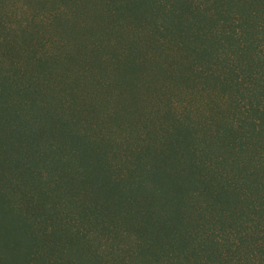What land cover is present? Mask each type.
<instances>
[{"label":"rangeland","instance_id":"1","mask_svg":"<svg viewBox=\"0 0 264 264\" xmlns=\"http://www.w3.org/2000/svg\"><path fill=\"white\" fill-rule=\"evenodd\" d=\"M142 1L0 0V264H264V0Z\"/></svg>","mask_w":264,"mask_h":264},{"label":"trees","instance_id":"2","mask_svg":"<svg viewBox=\"0 0 264 264\" xmlns=\"http://www.w3.org/2000/svg\"><path fill=\"white\" fill-rule=\"evenodd\" d=\"M154 2H156V0H143L142 1L143 4H146V3L154 4ZM0 170H2V166L1 165H0ZM166 176L169 178V180L171 182L170 185H168V187H166L167 188L166 190L170 189V191H171V189H175V187L178 185V183L181 184V185H183V182H181L182 180L180 178L181 176L172 173V171H167L166 172ZM0 182H1V179H0ZM11 187H10V185L7 186L5 183H3V189L4 190L5 189H8L9 190V194H11ZM180 187H182V188H178L179 190H182L183 188H185L183 186H180ZM205 188H208V186L206 185V183H203V189H205ZM212 190L218 192L219 191V188L218 187H213ZM7 196H8V194L6 192L0 190V200L1 199L3 200Z\"/></svg>","mask_w":264,"mask_h":264}]
</instances>
